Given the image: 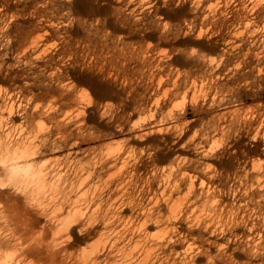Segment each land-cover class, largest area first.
I'll return each mask as SVG.
<instances>
[{"label":"rangeland","instance_id":"1","mask_svg":"<svg viewBox=\"0 0 264 264\" xmlns=\"http://www.w3.org/2000/svg\"><path fill=\"white\" fill-rule=\"evenodd\" d=\"M197 2L0 0V109L18 108L23 122L33 109L78 114L95 133L92 142H81V150L116 152L131 145L140 161L144 145L166 157L183 138L201 137L213 151L208 162L216 170L234 171L238 160L264 166L262 148L248 139L250 128L242 121L264 106V0ZM210 58L217 79L207 73ZM220 121L227 123L222 133L214 128ZM169 122L184 125L187 137L173 144L179 133L169 128L137 141L127 130ZM4 179L0 173V183ZM0 191L15 194L9 184ZM241 249L234 257L244 262L250 255Z\"/></svg>","mask_w":264,"mask_h":264},{"label":"bare ground","instance_id":"2","mask_svg":"<svg viewBox=\"0 0 264 264\" xmlns=\"http://www.w3.org/2000/svg\"><path fill=\"white\" fill-rule=\"evenodd\" d=\"M212 60L206 62L207 73L217 79ZM17 109H0V173L5 176L0 186L9 184L15 192L0 191V250L12 249L0 252V264H30L27 259L35 264H252L264 253L261 163L239 161V156L234 171L216 170L203 138L185 136L186 128L177 122L125 127L137 141L169 128L179 133L173 144L187 137L166 157L146 145L139 147L140 161L131 145L116 152L98 146L81 150V142H92L95 133L78 114L33 109L23 122ZM251 110L242 121L250 128L248 139L264 154V106ZM225 124L214 128L221 132ZM47 154L50 158L41 162ZM14 164L28 167V175L10 178ZM239 246L250 255L244 262L234 257ZM257 264H264V256Z\"/></svg>","mask_w":264,"mask_h":264},{"label":"clouds","instance_id":"3","mask_svg":"<svg viewBox=\"0 0 264 264\" xmlns=\"http://www.w3.org/2000/svg\"><path fill=\"white\" fill-rule=\"evenodd\" d=\"M29 171L30 169L28 167L16 166L14 164L12 167H10V178H15L17 176H27Z\"/></svg>","mask_w":264,"mask_h":264}]
</instances>
